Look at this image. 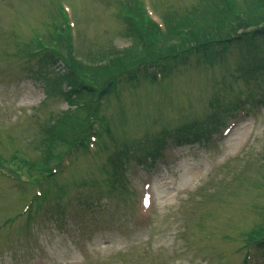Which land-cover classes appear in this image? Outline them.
Listing matches in <instances>:
<instances>
[{
	"label": "rangeland",
	"instance_id": "1",
	"mask_svg": "<svg viewBox=\"0 0 264 264\" xmlns=\"http://www.w3.org/2000/svg\"><path fill=\"white\" fill-rule=\"evenodd\" d=\"M118 1L70 0L78 21L77 46L84 54L126 47ZM135 1H145L158 15L167 10L180 15L198 2ZM58 13L54 0H0V154L18 151L22 165L39 156L38 127L67 108L59 94L46 98V86L29 75L37 56L25 54L35 36L47 44L61 23ZM244 63L235 58L211 66H175L160 85H122L107 112L117 117L123 109L126 122L114 127L110 150L80 151L71 169L60 168L54 179H44L40 189L47 194L32 218L23 208L33 199L36 182L0 174V264H243L249 234L264 229V109L253 111L220 141L215 124L224 118L214 123L213 117L239 97L262 95L260 87L230 78ZM205 123L212 142L171 149V159L147 171L133 167L124 187L102 164L108 152L146 142V135L160 128L167 134ZM144 183L152 184L147 219L137 205L123 202L129 189L141 196Z\"/></svg>",
	"mask_w": 264,
	"mask_h": 264
},
{
	"label": "trees",
	"instance_id": "2",
	"mask_svg": "<svg viewBox=\"0 0 264 264\" xmlns=\"http://www.w3.org/2000/svg\"><path fill=\"white\" fill-rule=\"evenodd\" d=\"M245 10L246 12L242 15L236 8L228 7L222 0L204 2L197 8L198 12L192 11L179 19H168L167 31L163 38L158 34L155 26L144 20L143 16L137 19L135 15H129L127 17L129 20H125L124 29L125 36L129 40L128 47L121 55L112 56L105 64L97 67L94 70L95 79H102V77L108 79L112 75L113 78L127 74L134 68L149 63L156 65L159 63L162 68H166L170 61L181 62L191 55L209 58V55L216 51V45L226 50L229 47L227 45L234 44L240 48L243 54L245 52L252 53L255 49H251V46L257 34H264V0H247ZM247 28H250L251 32H245ZM240 30L241 34H239ZM160 39L162 50L159 51L157 46ZM46 60L54 62L53 54H47ZM159 68L161 69V67ZM250 71H246L249 77L258 78L259 74L263 72V67L256 64ZM60 78L63 84L69 87L67 94L70 97H75L73 105H76L78 111L74 109L71 117L66 116L65 120L60 123L61 125L52 127L50 134L46 135L48 144H53L60 128L65 126L70 129L78 123V119L82 117L79 111L86 112L85 109L89 106V101L83 99L84 104H80L75 101L76 98L81 99L83 95L92 96L94 94L90 88L84 87L83 83L80 84L76 75L70 71H65ZM112 87L113 83L110 80L103 88L102 93ZM76 88L80 93L76 92ZM69 105H72L71 101H69ZM68 119L72 122H68ZM190 136V131L185 130L183 137L176 138V141L178 144L186 143ZM260 247L264 249V242L260 243Z\"/></svg>",
	"mask_w": 264,
	"mask_h": 264
}]
</instances>
